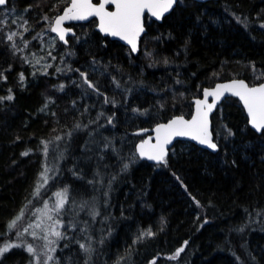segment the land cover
<instances>
[{
    "label": "trees",
    "instance_id": "trees-1",
    "mask_svg": "<svg viewBox=\"0 0 264 264\" xmlns=\"http://www.w3.org/2000/svg\"><path fill=\"white\" fill-rule=\"evenodd\" d=\"M67 2L9 0L0 13V248L67 189L47 264H264V131L239 102L211 116L214 153L176 142L153 165L134 134L189 117L216 82L264 80V0H182L146 22L136 55L94 20L47 48ZM47 158L55 174L39 188ZM27 241L0 264H32Z\"/></svg>",
    "mask_w": 264,
    "mask_h": 264
},
{
    "label": "snow or ice",
    "instance_id": "snow-or-ice-1",
    "mask_svg": "<svg viewBox=\"0 0 264 264\" xmlns=\"http://www.w3.org/2000/svg\"><path fill=\"white\" fill-rule=\"evenodd\" d=\"M182 2V0H103L98 5L93 4L92 0H71V6L68 7L64 15L59 16L56 19V27L52 28L53 32H59L60 39L64 40V31L59 28V25L65 18L69 19H86L88 16H98L100 18L101 31L112 36H119L121 39L126 40L131 45L132 50L135 51L137 44L136 38L143 31L141 26V16L145 9L156 19H160L165 13L173 9L174 5ZM6 0H0V6L5 5ZM108 3L115 4L116 11H106L105 5ZM264 26V25H262ZM12 35H15L13 33ZM12 35L8 37L12 39ZM85 82L88 83L86 75ZM63 87V86H61ZM89 87H94L89 83ZM221 89L230 91L232 95L239 97L243 101L245 108L251 117L253 127L258 131L264 130V85L259 87H248L243 81L233 82L231 85H218L217 90L209 92L205 90V97L209 95H215L217 99L222 94ZM10 98V97H9ZM205 101L197 100V116H194L191 121H185L182 117L173 119L168 124L159 125L155 131L158 136V144L153 145V148H158L159 153L153 154L145 152V145L148 141L145 140L139 145V151L141 156H147L149 160H162L164 145L171 142V139L175 136H190L192 139L198 140L201 144L207 143L209 147L215 149L216 145L210 143L207 140V113L201 112L200 105L204 104ZM209 109L213 105H208ZM111 123V120H109ZM27 155V153H24ZM166 163V161H165ZM127 168V165H125ZM47 171V170H46ZM67 189L64 192L56 193L59 198L55 205V210H59L63 207L66 202ZM48 208L45 203V209ZM19 219V217H17ZM51 219V217H49ZM16 222L13 221L10 227L14 226ZM27 231V229H25ZM56 236H60L59 232L55 233ZM13 245H5L0 248V255L8 250ZM81 248H85L83 244ZM87 250V249H86ZM181 249L180 251H182ZM29 252L33 249L30 246ZM50 259V257H49Z\"/></svg>",
    "mask_w": 264,
    "mask_h": 264
},
{
    "label": "water",
    "instance_id": "water-1",
    "mask_svg": "<svg viewBox=\"0 0 264 264\" xmlns=\"http://www.w3.org/2000/svg\"><path fill=\"white\" fill-rule=\"evenodd\" d=\"M192 1H195V2H198V3H202V2H206V1H215V0H192ZM101 2H103V0H92V3L96 4V5H98ZM6 4H7V0H6L5 5L0 6V8L5 7ZM176 5H174L173 9L175 8ZM70 6H71V0H69L68 4L62 9V11L58 15L55 16V18H54V20L52 22V25H51V31H52V28L56 27V23H55L56 19L59 16L64 15L65 10L68 7H70ZM105 10L106 11H111V12L116 11L115 4H113V3L106 4L105 5ZM172 10H170L167 13H165L160 19H156V17L152 16L151 13H149L147 11V9H145V11L143 12V14L141 16V26L143 28V31L140 32V34L136 38L137 47H136L135 51L132 50L131 45L128 44L126 40L121 39L119 36H112V35H109V34H107L105 32H102L101 31L100 18L98 16H88L86 19H69V18H65L61 22V24L59 25V28L65 30L64 31V36L66 37L68 35L73 34V30L66 27L67 24H85V23H88L89 21L95 19L96 20L95 31H97L103 37H108L110 40L118 41L119 43H121L122 45L127 47L131 51V53L133 55H136L138 50H139L140 39L144 35V33L146 31L145 18H149L151 21L161 22L162 18L164 16L168 15ZM52 33L55 34L59 38V40L61 42H65V39L64 40L60 39V34H59L58 31L57 32H53L52 31ZM238 81H243L248 87H259L260 85H264V80L261 83H259V84L250 86L244 79L234 78V79H229V80H225V81H219V82L214 83L210 87L203 88L202 91H201V95L199 97H195V98L192 99V113H191V115L189 117H184L182 115H175V116H172L170 119H168L165 122L157 123L152 128L144 129V130H138V131L134 132V134H136V135H146L144 137V139L139 141L136 144V146H135V152H136V155L138 156V158L141 161H145V162H147L149 164L155 165V164L159 163L160 161H162L164 158H166L168 156V154L170 153L171 149L173 148V146H174V144L176 142H188V143H191L194 146H196V147H198L200 149L206 150L208 152H212V153L216 152L218 150V146H217V144L214 141V136H213V133H212L211 116L216 111V109L221 105V103L227 98H234V99H236L239 102V104L242 107V109L244 111V114L246 116L248 127L252 131H254L256 134H260L262 131H264V130H259L258 131L255 127H253V124L251 122V117L249 116L248 111L245 108L243 101H241L239 99V97L232 95L230 91L221 89L222 94L219 96L218 99H217V97L215 95H209V96L205 97V90H207L209 92H213L214 90H217V86L218 85H231V84H233V82H238ZM197 100L205 101V103L200 105L199 107H200L201 112L207 113V140L210 143H214L216 145L215 149L209 147L207 143L201 144L198 140L192 139L190 136H175V137H173L171 139L170 143L164 145L163 159L162 160H159V161L158 160H149L147 158V156H141L140 155L139 145L145 140L148 141V144L145 145V149H144L145 152L158 154L159 153V149L152 147L153 145H157L158 144V136H157V133H156L155 129L159 125L168 124L170 121H172L173 119H176L178 117H182L185 121H191L194 116H197V107H198L197 104H196ZM208 105H213V107L211 109H209Z\"/></svg>",
    "mask_w": 264,
    "mask_h": 264
},
{
    "label": "rangeland",
    "instance_id": "rangeland-1",
    "mask_svg": "<svg viewBox=\"0 0 264 264\" xmlns=\"http://www.w3.org/2000/svg\"><path fill=\"white\" fill-rule=\"evenodd\" d=\"M54 44L55 37L53 36L48 38L47 48L53 47ZM51 151L52 150L47 147L46 152L50 153ZM54 174L55 170L52 168V162H50L47 158L44 171L41 173L38 183L39 188L48 183L49 180L53 178ZM56 193H54L50 199L44 201L42 205L37 208L36 212L33 214V220L21 231V234H24L27 239L21 236V234H17L13 241L6 244L15 246L19 243L25 242V240H28L26 242L27 248L31 246L33 249L32 264H47L50 252L53 249L52 244L55 239L58 238L55 233L59 232L61 222L56 216L61 208L59 210H55V205L59 199L56 196ZM45 203L48 205L47 209H45ZM49 217H51V219H49ZM25 229H27V231H25ZM139 235L140 238H145L150 236L151 232L150 230H144ZM36 246H39L38 251Z\"/></svg>",
    "mask_w": 264,
    "mask_h": 264
},
{
    "label": "flooded vegetation",
    "instance_id": "flooded-vegetation-1",
    "mask_svg": "<svg viewBox=\"0 0 264 264\" xmlns=\"http://www.w3.org/2000/svg\"><path fill=\"white\" fill-rule=\"evenodd\" d=\"M8 1H9V0H7V2H8ZM68 2H69V0H68ZM68 2H67V4H68ZM95 2H96V1H95ZM67 4H66V5H67ZM6 5H7V4H6ZM66 5H65V6H66ZM65 6H64V7H65ZM2 8H3V7H2ZM2 8H0V13H1ZM61 11H62V10H61ZM61 11H60V12H61ZM60 12H59V13H60ZM59 13H58V14H59ZM58 14H57V15H58ZM55 16H56V15H55ZM55 16L53 17V19H52V21H51V24H50V31H51V25H52V22H53ZM93 20L95 21V25H96V20H95V19H93ZM149 20H150L149 18H145V24H146V22L149 21ZM150 21H151V20H150ZM154 22H155V21H154ZM85 24H86V23H85ZM77 25H80V24H67V25H66L67 28L73 30V34L66 36V37H65V42H61V41L59 40V38H58L55 34L52 33V31H51L50 37H53V36H54V37H55V42H58V41H59V42L63 43L64 45H67V42H68L69 38H71L72 36L75 35V32H74V26H77ZM94 29H95V27H94Z\"/></svg>",
    "mask_w": 264,
    "mask_h": 264
}]
</instances>
